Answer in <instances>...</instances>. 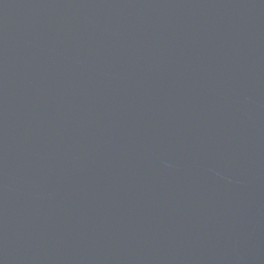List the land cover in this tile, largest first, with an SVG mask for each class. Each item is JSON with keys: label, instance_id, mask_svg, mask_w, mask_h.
<instances>
[{"label": "water", "instance_id": "1", "mask_svg": "<svg viewBox=\"0 0 264 264\" xmlns=\"http://www.w3.org/2000/svg\"><path fill=\"white\" fill-rule=\"evenodd\" d=\"M0 264H264V0H0Z\"/></svg>", "mask_w": 264, "mask_h": 264}]
</instances>
